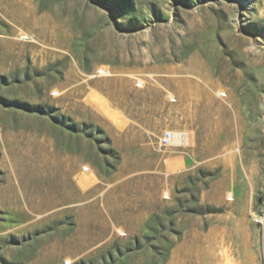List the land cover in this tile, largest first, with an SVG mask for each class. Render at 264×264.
Masks as SVG:
<instances>
[{
    "label": "rangeland",
    "instance_id": "obj_1",
    "mask_svg": "<svg viewBox=\"0 0 264 264\" xmlns=\"http://www.w3.org/2000/svg\"><path fill=\"white\" fill-rule=\"evenodd\" d=\"M0 264H264V0H0Z\"/></svg>",
    "mask_w": 264,
    "mask_h": 264
},
{
    "label": "built area",
    "instance_id": "obj_2",
    "mask_svg": "<svg viewBox=\"0 0 264 264\" xmlns=\"http://www.w3.org/2000/svg\"><path fill=\"white\" fill-rule=\"evenodd\" d=\"M105 76H107V73L103 69L98 70L96 77H105ZM136 82L139 87L142 86V81L140 79H137ZM173 141H174V132L166 131L158 138L157 148L159 150H163V149L175 147Z\"/></svg>",
    "mask_w": 264,
    "mask_h": 264
},
{
    "label": "bare ground",
    "instance_id": "obj_3",
    "mask_svg": "<svg viewBox=\"0 0 264 264\" xmlns=\"http://www.w3.org/2000/svg\"><path fill=\"white\" fill-rule=\"evenodd\" d=\"M173 142L179 143L181 145L187 144L188 143L187 136L183 133H176V134L174 133V141Z\"/></svg>",
    "mask_w": 264,
    "mask_h": 264
}]
</instances>
